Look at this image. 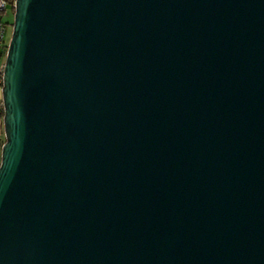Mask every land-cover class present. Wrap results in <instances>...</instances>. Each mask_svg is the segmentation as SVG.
Segmentation results:
<instances>
[{
    "label": "water",
    "instance_id": "1",
    "mask_svg": "<svg viewBox=\"0 0 264 264\" xmlns=\"http://www.w3.org/2000/svg\"><path fill=\"white\" fill-rule=\"evenodd\" d=\"M0 264H264V0H16Z\"/></svg>",
    "mask_w": 264,
    "mask_h": 264
},
{
    "label": "built area",
    "instance_id": "2",
    "mask_svg": "<svg viewBox=\"0 0 264 264\" xmlns=\"http://www.w3.org/2000/svg\"><path fill=\"white\" fill-rule=\"evenodd\" d=\"M15 5L16 0H0V84H3V76L13 31V20H7L5 16L14 15Z\"/></svg>",
    "mask_w": 264,
    "mask_h": 264
},
{
    "label": "rangeland",
    "instance_id": "3",
    "mask_svg": "<svg viewBox=\"0 0 264 264\" xmlns=\"http://www.w3.org/2000/svg\"><path fill=\"white\" fill-rule=\"evenodd\" d=\"M5 19L7 20H14V15L5 16ZM2 85H0V106L2 105ZM6 141L5 133H4V122L3 117L0 116V163H1V147Z\"/></svg>",
    "mask_w": 264,
    "mask_h": 264
},
{
    "label": "trees",
    "instance_id": "4",
    "mask_svg": "<svg viewBox=\"0 0 264 264\" xmlns=\"http://www.w3.org/2000/svg\"><path fill=\"white\" fill-rule=\"evenodd\" d=\"M0 85H3V84H0ZM4 115V109H3V106L1 105L0 106V116L3 117Z\"/></svg>",
    "mask_w": 264,
    "mask_h": 264
},
{
    "label": "crops",
    "instance_id": "5",
    "mask_svg": "<svg viewBox=\"0 0 264 264\" xmlns=\"http://www.w3.org/2000/svg\"><path fill=\"white\" fill-rule=\"evenodd\" d=\"M2 101V100H1Z\"/></svg>",
    "mask_w": 264,
    "mask_h": 264
}]
</instances>
